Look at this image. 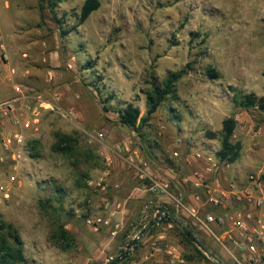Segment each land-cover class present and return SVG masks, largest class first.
Instances as JSON below:
<instances>
[{"label":"rangeland","instance_id":"rangeland-1","mask_svg":"<svg viewBox=\"0 0 264 264\" xmlns=\"http://www.w3.org/2000/svg\"><path fill=\"white\" fill-rule=\"evenodd\" d=\"M84 2L62 0L55 15L47 1L0 0L7 81L12 88L22 84L24 95L42 101L31 102L37 120L18 112L34 122L21 129L26 147L14 148L19 162L0 141V184L17 179L9 198L0 192V219L19 230L27 264H147L165 230L151 227L152 221L145 226L133 218L119 220L118 214L110 217L104 199L119 191L130 196L115 186L119 167H129L133 184L142 187L131 163L148 162L154 175L167 159L177 166L195 153L203 183L182 182L181 193L171 187L191 205L189 196L203 194L204 185L219 180L227 189L228 178L242 169L264 174V110L237 105L251 93L264 97V0H100V8L79 24L76 15ZM212 70L217 78L210 76ZM183 71L177 100H165L135 129L120 123L119 112L129 103L139 107L140 118L147 116L152 75L162 83ZM228 117L237 121L233 141L243 146L235 164L217 158ZM57 133L77 141L73 153L54 151ZM188 165L178 174L189 175ZM102 179L104 189L96 188ZM159 206L145 205L149 213ZM99 218L109 224L98 225ZM56 219L74 238L70 250L49 239ZM202 235L222 262L235 264ZM135 240L138 248L131 251ZM189 250L187 255L198 259Z\"/></svg>","mask_w":264,"mask_h":264},{"label":"built area","instance_id":"built-area-1","mask_svg":"<svg viewBox=\"0 0 264 264\" xmlns=\"http://www.w3.org/2000/svg\"><path fill=\"white\" fill-rule=\"evenodd\" d=\"M3 58L7 59L5 53H3ZM32 99L42 103L41 98L24 94L0 102V114L12 117L13 124L18 128L11 135L1 139L3 148L12 155L15 162H19L21 156L14 152V148L16 146L26 147L25 136L21 129L31 128L34 123L33 120H37L39 116L38 112L31 106ZM20 111H25L35 118L33 120L32 118L24 119L23 115H18ZM174 156H179V154L176 152ZM131 167L136 170L137 180L146 192L154 196L168 197L173 203L175 217L186 218L191 226L198 228L204 235L215 240L221 250L235 264H264V216L261 213L264 205V174L249 176V182L253 187L245 186L242 188L231 184L227 189H213L204 185L207 207L203 208L186 203L182 195L174 196L170 183L157 180L148 162L131 163ZM210 170L208 169V171ZM197 176L201 178L203 183V175ZM16 181V177L12 176L6 183L0 184V192L5 198H9L10 191ZM199 184L195 185L198 187ZM95 186L104 189L103 179L98 181ZM254 187H257L259 194H255ZM116 208H119V205ZM116 208L111 207L110 217L116 216ZM168 215L172 216L169 207H157L154 211L155 223L160 224ZM96 223L108 225L109 221L99 218ZM130 248L131 251H134L135 246ZM200 248L203 247L200 246ZM152 250V253L167 256L172 263L184 262L178 248L168 243L165 237H159L153 243Z\"/></svg>","mask_w":264,"mask_h":264},{"label":"trees","instance_id":"trees-1","mask_svg":"<svg viewBox=\"0 0 264 264\" xmlns=\"http://www.w3.org/2000/svg\"><path fill=\"white\" fill-rule=\"evenodd\" d=\"M46 1L53 13H55L56 7L62 2V0H40V3L43 5V3ZM100 6V0H85L80 14L76 15L79 24L85 23L89 19V17L100 8ZM57 20L59 23H61V19ZM63 34H66V31H64ZM184 73L185 71L171 74L162 83L158 82L152 75L149 81L150 87L146 91V103L148 109L147 116L144 118H140L141 111L139 107L135 106L132 103H129L124 109L119 112L120 123L124 126L135 129L138 124H145V122L148 121L149 117H151L158 111L165 100H167L168 98L177 100L178 97L175 86L176 83H178L183 77ZM210 76L212 78L218 77L217 73L213 70L210 71ZM237 105L238 107L244 109L258 108L260 110H264V97H258L256 94L251 93L249 95L240 97V99H238L237 101ZM236 128L237 121L235 118L228 117L223 121L219 137L220 149L217 152V158L222 163L235 164L241 157L243 148L242 143L233 141ZM208 136L210 138H215V134L213 133H209ZM55 137L56 143L53 147L54 151L66 155L73 153L74 147L76 146L77 142L73 139V137L60 133H57ZM185 200L186 199H184V201ZM170 210L172 212V216L168 215V217H166V219H163L160 224L155 225L154 229L155 227L162 226V224L173 223L176 230L178 231L180 243L185 248V250L188 253H191V251L189 250L190 247L191 250L198 256V260L211 261L210 258L204 253L205 249L200 248L201 244L196 240L194 236V233H196L199 237L202 236V239L203 233L198 228L191 226V223L186 218H183L181 216L176 218L174 215V211L172 209ZM180 221L183 223L186 222V225L188 227H185ZM151 224L154 225V221H152ZM55 225L57 226V228L50 233L49 239L56 246L61 247L63 250L72 249L74 245L73 236L65 228V225L61 223L60 219H56ZM151 232L152 230L150 231V233ZM203 239V243L206 244ZM131 246H135L136 248H138V241H133L131 243ZM206 247L213 256L220 259L219 256L210 249L208 244H206ZM185 257L189 260L193 259L191 255H186ZM223 262L224 264H228L225 261ZM0 264H27V259L24 251V241L21 237V234L19 233V230L13 224L7 223L1 219Z\"/></svg>","mask_w":264,"mask_h":264},{"label":"crops","instance_id":"crops-1","mask_svg":"<svg viewBox=\"0 0 264 264\" xmlns=\"http://www.w3.org/2000/svg\"><path fill=\"white\" fill-rule=\"evenodd\" d=\"M8 44L4 39L3 34H0V52L1 53H5L6 48H7ZM10 47V46H9ZM6 54V53H5ZM7 56V55H6ZM7 60H8V56L7 59H4L3 57H0V102L1 101H5L8 99H13L16 97H19L20 95L24 94V91L22 89L23 85L21 84H17L15 85L13 88L11 87V85L8 83L7 81ZM10 95V97L5 99V96ZM5 95V96H4ZM18 128L13 124L12 121V117H8V116H4L2 114H0V141L4 136H9L11 135L15 130H17ZM2 147H1V143H0V154L2 151ZM206 154V153H205ZM203 154V159L202 161H205L207 159V154L205 155ZM135 156H138L137 154ZM0 160H2L1 156H0ZM167 164L162 167V171H160L155 175V178L159 181L162 182H168L170 183L172 188H175L177 190L180 191V193L182 192V190H180V186H182V182L183 183H187L188 181L192 182V184H198L200 183V177H198L197 175H202L201 171L198 169V167L200 166L201 160H198L195 157V153L193 155H187L186 158H183L180 161V164L177 166H172L170 159L166 160ZM186 162H188V166L186 169V172L188 173H179L181 175L178 174V169L183 166L186 165ZM201 167V166H200ZM185 171V170H184ZM117 177L116 180L118 181L117 183H115V186L117 188H122L125 189L126 194H130V196H126L127 198H123L121 196V191H119L118 193H111L109 198H106L104 200H107V204L105 205L106 208H108L109 210L111 209V207H114L115 205H118L121 207V209L118 211V216L117 219L124 221V220H128V219H136V220H141L143 222H146L145 226H149V224L151 223V221H154L155 217H154V211L152 212H147L148 208L145 207V205H149V207L152 206H157V205H161V206H167V207H172L173 203H171L172 201L166 197V196H154L151 195L150 193H147L143 187L141 186H135L133 184V178H132V170L129 167H119L118 171H117ZM183 174H187L188 176H183ZM255 174V173H251V174H245V171L242 169L240 170L239 175L236 176H232V178H228V185H236L238 187H253V185L249 182V176ZM135 179V177H134ZM220 181H214L212 184L210 185H206L210 186L213 189H224L220 186ZM240 186H239V185ZM140 185V184H139ZM200 185V184H199ZM255 189V194H259V191L257 190V187H254ZM113 190V189H112ZM111 190V191H112ZM119 190V189H118ZM206 190V189H205ZM203 192V194L199 195L197 197V195H190L189 199L191 200L192 204L198 205V206H202L203 208L207 207L206 205V192ZM113 199V201H111V198ZM197 197V198H196ZM130 198L131 199L130 201ZM141 198V199H140ZM199 198V199H198ZM145 199V201H144ZM129 200V201H128ZM115 203V204H114ZM114 204V206H113ZM142 205V207L139 209V207ZM204 205V206H203ZM139 206V207H138ZM145 207V208H144ZM108 212V211H107ZM135 212V213H134ZM261 213L264 216V205L261 209ZM157 225L154 221V225L152 224L151 227L154 228V226ZM160 228L164 227L165 232H161L158 235L159 237H165L167 239V242L175 245L178 250L181 253V256L183 258V263H172L169 258L163 254H155L152 253V255H150V259H148L147 264H224V262H222L220 259L216 258L214 256V258H212L209 254L206 253V251L204 252L211 261H205V260H198V259H187L185 256L188 254V252L185 250V248L181 245L180 243V239L178 238V231L175 228V225L173 223H168V224H162V226H159ZM147 233H150V230L147 231ZM153 235H150V237H152ZM204 244V243H203ZM206 246V244H204ZM207 248V247H206ZM209 252V251H208ZM210 253V252H209ZM218 259L220 262H217L216 259Z\"/></svg>","mask_w":264,"mask_h":264},{"label":"water","instance_id":"water-1","mask_svg":"<svg viewBox=\"0 0 264 264\" xmlns=\"http://www.w3.org/2000/svg\"><path fill=\"white\" fill-rule=\"evenodd\" d=\"M181 222V221H180ZM185 227H188L185 223L181 222ZM194 233V232H193ZM194 236L196 238V240L201 244V246L203 247V249H205L206 253L209 254L212 258H214V256L208 252L206 246L203 244V242L200 240V238H198V236L194 233ZM141 240V238L139 239ZM216 259V258H215ZM217 262H220L218 259H216Z\"/></svg>","mask_w":264,"mask_h":264}]
</instances>
